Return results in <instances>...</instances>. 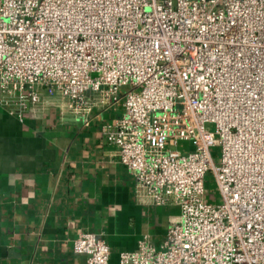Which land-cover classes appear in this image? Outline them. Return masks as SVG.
Masks as SVG:
<instances>
[{"label": "built area", "instance_id": "1", "mask_svg": "<svg viewBox=\"0 0 264 264\" xmlns=\"http://www.w3.org/2000/svg\"><path fill=\"white\" fill-rule=\"evenodd\" d=\"M46 98L84 123L121 104L102 125L116 160L179 207L160 247L143 235L121 264H264V0H0V106L22 117ZM73 251L111 264L101 234Z\"/></svg>", "mask_w": 264, "mask_h": 264}, {"label": "crops", "instance_id": "2", "mask_svg": "<svg viewBox=\"0 0 264 264\" xmlns=\"http://www.w3.org/2000/svg\"><path fill=\"white\" fill-rule=\"evenodd\" d=\"M46 98L22 117L0 106V264H83L73 251L83 231L101 234L109 262L147 235L164 241L176 205L153 204L118 162L102 132L123 111L94 107L87 123Z\"/></svg>", "mask_w": 264, "mask_h": 264}, {"label": "rangeland", "instance_id": "3", "mask_svg": "<svg viewBox=\"0 0 264 264\" xmlns=\"http://www.w3.org/2000/svg\"><path fill=\"white\" fill-rule=\"evenodd\" d=\"M125 89H126V86L122 87L121 92L123 93ZM206 127L210 130H213L214 128L213 124L211 123L206 124ZM169 147L179 149L183 152H187L190 150L192 151L194 149L188 140H179L176 145L172 141L167 140L166 148H169ZM210 150H211V154H212L214 161L218 162L221 156L220 145L215 144L210 147ZM203 198H204V201L209 202V203H218L221 200L214 177L209 172L205 176Z\"/></svg>", "mask_w": 264, "mask_h": 264}]
</instances>
